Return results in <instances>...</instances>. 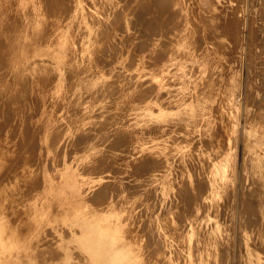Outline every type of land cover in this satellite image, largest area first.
Instances as JSON below:
<instances>
[{
    "label": "rangeland",
    "instance_id": "374dc122",
    "mask_svg": "<svg viewBox=\"0 0 264 264\" xmlns=\"http://www.w3.org/2000/svg\"><path fill=\"white\" fill-rule=\"evenodd\" d=\"M54 1L0 0V264H264V0Z\"/></svg>",
    "mask_w": 264,
    "mask_h": 264
},
{
    "label": "bare ground",
    "instance_id": "6f19581e",
    "mask_svg": "<svg viewBox=\"0 0 264 264\" xmlns=\"http://www.w3.org/2000/svg\"><path fill=\"white\" fill-rule=\"evenodd\" d=\"M47 1H48V0H47ZM53 1H54V0H53ZM56 1H58V0H56ZM98 1H99V0H98ZM157 1H158V0H157ZM159 1L161 2L162 0H159ZM163 1H166V0H163ZM167 1H168V0H167ZM186 1H187V0H186ZM197 1H198V0H197ZM220 1H221V0H217V2H220ZM232 1H233V0H232ZM238 1H239V0H238ZM11 2H12V1H11ZM44 2H46V1H44ZM54 2H55V1H54ZM127 2H128V1H127ZM149 2H150V1H149ZM160 2H159V3H160ZM168 2H169V1H168ZM180 2H182V1H180ZM226 2H227V1H226ZM240 2H241V4H242V1H240ZM47 3H49V2H46V4H47ZM57 3H58V2H57ZM57 3H56L55 5H57ZM141 3H142V2H141ZM143 3H144V2H143ZM152 3H153V2H152ZM163 3H164V2H163ZM163 3H162V5H163ZM165 3H166V2H165ZM165 3H164V4H165ZM169 3H170V2H169ZM236 3H237V2H236ZM247 3H248V2H247ZM3 4H4V3H3ZM59 4H60V3H59ZM62 4H63V3H62ZM62 4H60V5H62ZM145 4H146V3H145ZM147 4H148V3H147ZM154 4H155V2H154ZM224 4H225V3H224ZM14 5H15V4H14ZM60 5H59V6H60ZM141 5H142V4H141ZM143 5H144V4H143ZM155 5H157V4H155ZM168 5L170 6L171 4H168ZM168 5H166V6H168ZM237 5H238V3H237ZM239 5H240V4H239ZM48 6H49V5H48ZM71 6H72V5H71ZM146 6H148V5H146ZM149 6L152 7L151 4H150ZM204 6H205V5H204ZM221 6H222V5H221ZM225 6H226V5H225ZM50 7H51V6H50ZM60 7H61V6H60ZM60 7H58V8H60ZM125 7H126V6H125ZM134 7H135V6H134ZM160 7H163V6L160 5ZM160 7H159V8H160ZM182 7H183V6H182ZM205 7H206V6H205ZM243 7H244V6H242V8H243ZM51 8H52V7H51ZM157 8H158V7H157ZM159 8H158V10H159ZM170 8H171V7H170ZM223 8H224V6L220 7L219 10H221V9H223ZM242 8H241V9H242ZM48 9H49V8H48ZM52 9H53V8H52ZM52 9H50V12H51ZM56 9H57V8H55L54 10H56ZM63 9H64V8H63ZM107 9H108V8H107ZM123 9H125V8H123ZM132 9H133V8H132ZM145 9H146V8H145ZM160 9H161V8H160ZM176 9H177V8H176ZM201 9H202V8H201ZM205 9H206V8H205ZM225 9H226V8H225ZM28 10H29V8H28ZM44 10H45V9H44ZM54 10H52V12H53ZM58 10H60V9H58ZM65 10H67V9H65ZM99 10H100V9H99ZM158 10H157V12H159ZM165 10H166V9H165ZM165 10H163V8H162V11H160L159 14H161V12H164ZM167 10H168V9H167ZM192 10H193V9H192ZM231 10H232V9H231ZM244 10H245V8H244ZM67 11H68V10H67ZM130 11H131V10H130ZM154 11H155V10H154ZM173 11H175V10L173 9ZM177 11H178V10H177ZM207 11H208V10H206V12H207ZM63 12H64V11H63ZM119 12H120V11H119ZM132 12H133V11H132ZM137 12H138V10H137ZM140 12H142V11H140ZM169 12H170V11H169ZM171 12H172V11H171ZM191 12H192V11H191ZM230 12H231V11H230ZM53 13H54V12H53ZM116 13H117V12H116ZM174 13L177 15L176 12H174ZM189 13H190V12H189ZM223 13H224V12H223ZM231 13L233 14V12H231ZM49 14H50V13H49ZM54 14H55V13H54ZM57 14H58V12H57ZM91 14H92V13H91ZM102 14H103V13H102ZM141 14H144V13H141ZM157 14H158V13H157ZM157 14H156V15H157ZM168 14H169V13H168ZM179 14H180V13H179ZM6 15H8V14H6ZM50 15H51V14H50ZM58 15H60V14H58ZM61 15H62V14H61ZM61 15H60V16H61ZM65 15H66V14H65ZM118 15H119V13H118ZM118 15H116V16H118ZM172 15H173V14H172ZM242 15H243V14H242ZM8 16H9V15H8ZM52 16H53V15H52ZM60 16H59V17H60ZM149 16L151 17V15H149ZM149 16H148V17H149ZM153 16H154V15H153ZM159 16H160V15H159ZM159 16H158V18H161V16H162V18H163V13L161 14L160 17H159ZM167 16L169 17V15H167ZM173 16H174V15H173ZM195 16H196V15H195ZM232 16H233V15H232ZM64 17H65V16H64ZM64 17H63V20H64ZM114 17H115V16H114ZM118 17H120V16H118ZM136 17H137V16H136ZM136 17H135V19H137ZM142 17H144V15H142ZM145 17H147V15H146ZM168 17H166V18H167V20H168V25H169V21L171 20V17H172V16H170V20L168 19ZM175 17H176V16H175ZM175 17H173V18H175ZM177 17H178V16H177ZM204 17H205V16H204ZM204 17H203V18H204ZM238 17H239V16H238ZM17 18H18V17H17ZM65 18H66V17H65ZM158 18H157V19H158ZM182 18H183V17H182ZM191 18H192V17H191ZM207 18H208V16H207ZM230 18H231V17H230ZM8 19H9V18H8ZM56 19H57V18H56ZM139 19H140V18H139ZM143 19H144V18H143ZM146 19H147V18H146ZM148 19H149V18H148ZM204 19H205V18H204ZM223 19H224V18H223ZM232 19H234V17H233ZM235 19H236V18H235ZM235 19H234V20H235ZM238 19H239V18H238ZM48 20H49V18H48ZM115 20H116V19H115ZM118 20H119V19H118ZM132 20H133V18H132ZM137 20H138V19H137ZM163 20L165 21V19H163ZM172 20L175 21V19H172ZM172 20L170 21V24H171ZM182 20H183V19H182ZM6 21H7V20H6ZM14 21H15V20H14ZM14 21H13V23H14ZM17 21H18V20H17ZM144 21H145V20H144ZM149 21H150V20H149ZM149 21H147V22H149ZM152 21H153V19H152ZM158 21L161 22L160 19H159ZM174 21H173V24H171L172 26L175 24ZM191 21H193V20H191ZM227 21H228V20H227ZM242 21H243V20H242ZM61 22H62V21H61ZM111 22H113V21H111ZM131 22H133V21H131ZM135 22H136V21H135ZM140 22H141V21H140ZM145 22H146V21H145ZM145 22H144V23H145ZM150 22H151V21H150ZM166 22H167V21H166ZM181 22H182V21H181ZM10 23H11V22H10ZM49 23H50V21H49ZM137 23H138V22H137ZM137 23H136V24H137ZM155 23H156V22H155ZM161 23H162V22H161ZM178 23H179V22H178ZM238 23H239V22H238ZM245 23H246V22H245ZM19 24H20V20H19ZM123 24H124V23H123ZM123 24H121V25L124 26ZM131 24H132V23H131ZM133 24H134V23H133ZM152 24H153V22H152ZM163 24H164V23H162V26H163ZM216 24H217V22H216ZM6 25H7V24H6ZM47 25H49V24L47 23ZM113 25H114V24H113ZM145 25H147V24H145ZM160 25H161V24H160ZM165 25H166V23H165ZM168 25H167L166 28H168ZM175 25L177 26V20H176V24H175ZM175 25H174V28H176ZM182 25H183V24H182ZM182 25H180V26H182ZM214 25H215V24H214ZM227 25H228V24H227ZM4 26H5V24H4ZM10 26H11V25H10ZM135 26H136V25H135ZM156 26H158V22H157V25H156ZM156 26H155V27H156ZM162 26H161V27H162ZM229 26H232V25H229ZM229 26H228V28H229ZM118 27H120V26H118ZM133 27H134V26H133ZM141 27H143V26H141ZM145 27H147V26H145ZM150 27H151V25H150ZM159 27H160V26H159ZM159 27H157V29H158ZM164 27H165V26H164ZM164 27H163V28H164ZM183 27H184V26H183ZM3 28H4V27H3ZM7 28H8V27H7ZM9 28L12 29L11 27H9ZM122 28H123V27H122ZM143 28H144V27H143ZM169 28H171L170 25H169ZM4 29H6V28H4ZM10 29H8V31H10ZM133 29H134V28H133ZM139 29H140V28H139ZM145 29H146V28H145ZM149 29H150V28H149ZM157 29H155V30H157ZM164 29H165V28H164ZM103 30H104V29H103ZM121 30H122V29H121ZM143 30H144V29H143ZM155 30H154V31H155ZM158 30H159V29H158ZM158 30H157V31H158ZM166 30H167L166 32L168 33V31L170 32L171 29H170V30H169V29H166ZM175 30H176V29H175ZM196 30H197V29H196ZM236 30H237V29H236ZM3 31H4V30H3ZM3 31H2V32H3ZM6 31H7V30H6ZM46 31H47V30H46ZM141 31H142V30H141ZM151 31H153V30L151 29ZM179 31H180V30H179ZM194 31H195V28H194ZM226 31H227V30H226ZM230 31L233 32L232 30H230ZM99 32H100V31H99ZM155 32H156V31H155ZM155 32H154V33H155ZM162 32H163V29H162ZM166 32H163V34L166 33ZM195 32H196V31H195ZM199 32H200V31H199ZM214 32H215V31H214ZM239 32L241 33L242 31L240 30ZM239 32H238V33H239ZM145 33H146V32H145ZM152 33H153V32H152ZM158 33H159V31H158ZM167 33H166V36H164V38H170V35L168 34V35H169V37H168V36H167ZM190 33H191V32H190ZM208 33H209V32H208ZM46 34H48V33L46 32ZM170 34H171V33H170ZM2 35H3V33H2ZM119 35H120V34H119ZM148 35H149V34H148ZM164 35H165V34H164ZM207 35H208V34H207ZM209 35H210V34H209ZM228 35H229V34H228ZM234 35H235V34H234ZM103 36H104V33H103ZM137 36H138V35H137ZM139 36H142V37H143V32H142V35L140 34ZM176 36H177V35H176ZM181 36H182V35H181ZM193 36H194V35H193ZM217 36H218V35H217ZM239 36H240V34H239ZM194 37H195V36H194ZM210 37L213 38L212 36H210ZM210 37H209V38H210ZM229 37H231V36L229 35ZM232 37H233V36H232ZM113 38H114V37H113ZM143 38H144V37H143ZM145 38H147V40H148V37H145ZM188 38H189V37H188ZM233 38H234V37H233ZM2 39H4V38H2ZM99 39H100V38H99ZM191 39H192V37H191ZM235 39H236V38H235ZM111 40H112V39H111ZM124 40H125V39H124ZM143 40H145V39H143ZM147 40H146V42H147ZM168 40H169V39H168ZM172 40H173V39H172ZM231 40H232V38H231ZM237 40H238V41H237ZM141 41H142V40H141ZM161 41H162V40H161ZM193 41H194V40H193ZM196 41H197V40H196ZM143 42H144V41H143ZM146 42H144V43H146ZM164 42H165V41H164ZM167 42H168V41H167ZM167 42H165V43H167ZM170 42H171V41H170ZM170 42H169V44H170ZM174 42H175V41H174ZM229 42H232V43H233L234 41H229ZM235 42H239V43H240V41H239V37H238V39H236ZM106 43H107V42H106ZM109 43H110V42H109ZM111 43H112V42H111ZM162 43H163V42H162ZM193 43H194V42H193ZM217 43H218V42H216V45H217ZM112 44H113V43H112ZM114 44H115V43H114ZM114 44H113V45H114ZM136 44L138 45V43H136ZM229 44H230V43H229ZM235 44H236V43H235ZM0 45H1V43H0ZM3 45H4V44H3ZM110 45H111V44H110ZM115 45H117V44H115ZM145 45H147V44H145ZM161 45H162V44H161ZM166 45H167V44H166ZM220 45H221V44H220ZM233 45H234V43L232 44V46H233ZM239 45H240V44H239ZM105 46H106V44H105ZM140 46H141V45H140ZM143 46H144V45H143ZM164 46H165V45H164ZM199 46H200V45H199ZM230 46H231V44H230ZM237 46H238V45H237ZM117 47H118V46H117ZM117 47H115V49H116ZM138 47H139V46H138ZM145 47H146V46H144V48H145ZM167 47H169V46H167ZM233 47L235 48L236 45L233 46ZM233 47H232V48H233ZM241 47H242V46H241ZM243 47H244V46H243ZM2 48H3V47H2ZM106 48H107V47H106ZM113 48H114V47H113ZM113 48H112V49H113ZM141 48H142V47H141ZM163 48H164V47H163ZM229 48L231 49V47H229ZM234 48H233V49H234ZM136 49H137V48H135V50H136ZM145 49H146V48H145ZM203 49H204V48H203ZM219 49H220V48H219ZM239 49H240V48H239ZM103 50L106 51V49H103ZM103 50H102V51H103ZM113 50H114V49H113ZM198 50H199V49H198ZM108 51H109V50H108ZM157 51H158V50H157ZM160 51H161V49H160ZM230 51H231V50H230ZM234 51H235V50H233V52H234ZM237 51H238V49H237L235 52H237ZM124 52H125V51H124ZM137 52H138V50H137ZM168 52H169V51H168ZM202 52H203V51H202ZM233 52L231 51V52H229V53H232V54H233ZM106 53H107V52H106ZM110 53H111V52H110ZM112 53H113V52H112ZM130 53H131V52H130ZM162 53H163V52H162ZM162 53H161V54H162ZM219 53H220V52H219ZM101 54H103V52H102ZM131 54H132V53H131ZM159 54H160V53H159ZM232 54H231V56L234 55V54H233V55H232ZM106 55H107V54H106ZM106 55H105V56H106ZM112 55H113V54H112ZM114 55H115V54H114ZM133 55H134V54H133ZM155 55L157 56V54H155ZM0 56H2V55H0ZM98 56H99V55H98ZM107 56H108V55H107ZM134 56H135V55H134ZM100 57H101V55H100ZM108 57H109V56H108ZM130 57H131V56H130ZM135 57H136V56H135ZM135 57H134V58H135ZM158 57H159V55H158ZM158 57H156V58H158ZM233 57H235V55H234ZM233 57H232V59H233ZM236 57H237V55H236ZM0 58H1V57H0ZM131 58H133V56H132ZM156 58H154V59H156ZM162 58H163V57H162ZM102 59H103V57H102ZM230 59H231V58H230ZM232 59H231V60H232ZM39 60H40V59H39ZM98 60H99V59H98ZM131 60H132V59H131ZM134 60H135V59H134ZM231 60H229V62H231ZM100 61H101V60H100ZM155 61H156V60H155ZM158 61H159V60H158ZM1 62H2V61H1ZM98 62H99V61H98ZM107 62L109 63V61H107ZM110 62H111V61H110ZM112 62H113V61H112ZM128 62L130 63V61H128ZM128 62H127V63H128ZM134 62H135V61H134ZM229 62H228V63H229ZM235 62H236V61H235ZM237 62H238V61H237ZM101 63H102V62H101ZM131 63H132V62H131ZM105 64H106V63H105ZM149 64H150V63H149ZM238 64H239V63H238ZM108 65H109V64H108ZM126 65H127V64H126ZM132 65H133V64H132ZM134 65H135V64H134ZM146 65H147V64H146ZM39 66H40V65H39ZM104 66H105V65H104ZM127 66H128V65H127ZM148 66H149V65H148ZM40 67H41V66H40ZM105 67H106V66H105ZM146 67H147V66H146ZM215 67H216V66H215ZM223 67H224V66H223ZM42 68H43V67H42ZM67 68H68V67H67ZM128 68H129V67H128ZM40 69H41V68H40ZM48 69H49V68H48ZM70 69H71V68H70ZM195 69H196V68H195ZM215 69H216V68H215ZM66 70H67V69H66ZM77 70H78V69H77ZM107 70H108V69H107ZM107 70H106V71H107ZM220 70H221V69H220ZM125 71H126V70H125ZM196 71H197V70H196ZM42 72H43V71H42ZM55 72H56V71H55ZM122 72H123V71H122ZM21 73H22V72H21ZM21 73H20V75H21ZM68 73H69V71H68ZM68 73H67V74H68ZM77 73H78V72H77ZM222 73H223V72H222ZM222 73H221V74H222ZM53 74H54V73H53ZM134 74H135V73H134ZM145 74H146V73H145ZM214 74H215V73H214ZM88 75H89V74H88ZM128 75H129V74H128ZM141 75H142V74H141ZM24 76H25V75H24ZM120 76H121V75H120ZM192 76H193V75H192ZM51 77H52V76H51ZM54 77H55V76H54ZM116 77H117V76H116ZM214 77H215V76H214ZM21 78H22V77H21ZM25 78H26V77H25ZM208 78H209V76H208ZM19 79H20V77H19ZM40 79H41V78H40ZM69 79H71V78H69ZM197 79H198V78H197ZM22 80H23V79H22ZM42 80H43V79H42ZM24 81H25V80H24ZM24 81H22V82H24ZM45 81H46V80H45ZM115 81H116V80H115ZM145 81H146V80H145ZM50 82H51V81H49V83H50ZM68 82H69V81H68ZM112 82H113V81H112ZM112 82H111V83H112ZM117 82H118V80H117ZM134 82H135V81H134ZM217 82H218V81H217ZM154 83H155V82H154ZM198 83H199V82H198ZM205 83H206V82H205ZM22 84H23V83H22ZM108 84H109V82H108ZM116 84H117V83H116ZM24 85H25V84H24ZM26 85H27V83H26ZM28 85H29V84H28ZM106 85H107V84H106ZM195 85H196V84H195ZM116 86H117V85H116ZM116 86H115V87H116ZM193 86H194V85H193ZM23 87H24V86H23ZM26 87H27V86H26ZM117 87H118V86H117ZM219 87H220V86H219ZM146 88H147V87H146ZM148 88H149V87H148ZM148 88H147V89H148ZM195 88L199 89L198 87H195ZM24 89H25V88H24ZM27 89H28V88H27ZM153 89H154V88H153ZM154 90H155V89H154ZM193 90H194V89H193ZM195 91H196V90H195ZM25 92H26V91H24V93H25ZM149 92H150V91H149ZM196 92H197V93H196L195 97L197 96L198 92H200V91L197 90ZM29 93H30V92H29ZM93 93H94V92H93ZM116 93H117V92H116ZM116 93H114V94H116ZM161 94H162V93H161ZM253 94H254V93H253ZM22 95H23V94H22ZM24 95H25V94H24ZM24 95H23V96H24ZM26 95H27V94H26ZM92 95H93V94H92ZM145 95H146V94H145ZM147 95H148V93H147ZM162 95H163V94H162ZM27 96H28V95H27ZM100 96H101V94H100ZM119 96H120V95H119ZM24 97H25V96H24ZM87 97H88V96H87ZM143 97H144V96H142V98H143ZM161 97H162V96H160V98H161ZM213 97H214V96H213ZM139 98H140V97H139ZM197 98H198V97H197ZM8 99H9V98H8ZM30 100H31V99H30ZM136 100H138V99H136ZM8 101H10V100H8ZM1 102H2V101H1ZM217 102H218V101H217ZM33 103H34V102H33ZM36 103H37V105H38L39 102H36ZM1 104H2V103H1ZM6 104H7V103H6ZM8 104H9V103H8ZM8 107H9V106H8ZM171 107H173V106H171ZM6 108H7V107H6ZM6 108H5V109H6ZM34 108H35V107H34ZM38 108H39V107H38ZM58 109H60V107H59ZM119 109H120V108H119ZM9 110H10V109H9ZM38 110H39V109H38ZM225 110H226V109H225ZM104 111H105V110H104ZM6 112H7V110H6ZM31 112H32V111H31ZM119 112H120V110H119ZM8 113H9V112H8ZM220 113H221V112H220ZM4 114H6V113H4ZM96 114H97V113H96ZM6 115H7V114H6ZM6 115H5V116H6ZM11 115H12V114H11ZM29 115H30V114H29ZM98 115H99V114H98ZM111 115H112V114H111ZM111 115H109V117L107 116V117H108L107 119H109V118L111 117ZM13 116H14V115H13ZM33 116H35V115H33ZM96 116H97V115H96ZM215 116H216V115H215ZM10 117H12V116H10ZM4 118H5V117H4ZM8 118H9V117H8ZM26 118H27V117H26ZM110 119H111V118H110ZM5 120H6V119H5ZM92 122H93V121H92ZM8 123H9V122H8ZM6 124H7V123H6ZM105 124H106V123H105ZM0 125H1V123H0ZM61 125H62V124H61ZM3 126H4V122H3ZM32 126H33V125H32ZM32 126H29V127H32ZM4 127H5V126H4ZM37 127H38V126H37ZM57 127H58V126H57ZM156 127H157V126H156ZM6 128H7V127H6ZM26 128H27V127H26ZM64 128H65V127H64ZM160 128H161V127H160ZM177 128H178V127H177ZM177 128H176V130H177ZM181 128H182V127H181ZM181 128H180V129H181ZM183 128H184V127H183ZM217 128H218V127H217ZM36 129H38V128H36ZM24 130H25V129H24ZM92 130H93V129H92ZM184 130H185V129H184ZM30 131H31V130H30ZM30 131H29V133H30ZM174 131H175V130H174ZM178 131H179V130H178ZM180 131H181V130H180ZM218 131H219V129H218ZM221 131H222V130H221ZM1 132H3V130H2ZM12 132H14V130H12ZM15 132H16V131H15ZM26 132H28V130H27ZM39 132H40V131H39ZM62 132H63V130H62ZM167 132H168V131H167ZM34 133H35V131H34ZM37 133H38V132H37ZM37 133H36V135H37ZM58 133H59V132H58ZM221 133H222V132H221ZM15 134H16V133H15ZM60 134H61V132H60ZM89 134H90V133H89ZM126 134H127V133H126ZM213 134H214V133H213ZM217 134H218V133H217ZM36 135H35V136H36ZM61 135H62V134H61ZM214 135H215V134H214ZM221 135H222V134H221ZM221 135H220V136H221ZM54 136H55V135H54ZM56 136H57V134H56ZM78 136H79V135H78ZM87 136H88V135H87ZM196 136H197V135H196ZM218 136H219V135H218ZM119 137H120V136H119ZM119 137H118V138H119ZM122 137H123V136H122ZM223 137H224V136H223ZM225 137H226V136H225ZM28 138H29V137H28ZM35 138H36V137H35ZM79 138H80V137H79ZM90 138H91V137H90ZM116 138H117V137H116ZM120 138H121V137H120ZM183 138H184V137H183ZM188 138H189V137H188ZM50 139H51V138H50ZM81 139H83V138H81ZM215 139H216V138H215ZM75 140H76V139H75ZM75 140H74V141H75ZM79 140H80V139H79ZM187 140H188V139H187ZM207 140H208V139H207ZM25 141H26V139H25ZM52 141H53V140H52ZM84 141H85V140H84ZM115 141H117V140H115ZM115 141H114V142H115ZM125 141H126V139H125ZM174 141H175V140H174ZM214 141H216V140H214ZM50 142H51V141H50ZM53 142H54V141H53ZM80 142H81V141H80ZM208 142H209V141H208ZM25 143H26V142H25ZM27 143H28V142H27ZM31 143H32V142H31ZM37 143H38V142H37ZM68 143H69V142H68ZM75 143H76V142H75ZM204 143H206V142H204ZM79 144H80V143H79ZM110 144H112V143H110ZM207 144H209V143H207ZM32 145H33V143H32ZM34 145H36V144H34ZM53 145H54V144H53ZM62 145H63V144H62ZM76 145H77V144H76ZM114 145L117 146V143L114 144ZM202 145H203V144H202ZM19 146H20V145H19ZM23 146H24V145H23ZM29 146H31V145H29ZM29 146H28V147H29ZM77 146H78V145H77ZM196 146H197V145H196ZM222 146H223V145H222ZM36 147H37V145H36ZM61 147H62V146H61ZM82 147H83V146H82ZM106 147L108 148V144L106 145ZM118 147H119V146H118ZM203 147H204V146H203ZM30 148H31V147H30ZM30 148H28V149H30ZM32 148H34V147H32ZM112 148H113V147H112ZM192 148H193V147H192ZM223 148H224V147H223ZM223 148H222V149H223ZM17 149H18V148H17ZM17 149H16V150H17ZM60 150H61V149H60ZM70 150H71V148H70ZM76 150H77V149H76ZM107 150H108V149H107ZM111 150H112V149H111ZM111 150H110V151H111ZM126 150H127V149H126ZM126 150H125V151H126ZM18 151H19V150H18ZM20 151H21V150H20ZM27 151H28V150H27ZM27 151H26V152H27ZM30 151H31V150H29L28 153H29ZM34 151H35V148H34ZM71 151H73V150H71ZM80 151H81V150H80ZM24 152H25V151H24ZM26 152H25V154H26ZM43 152H45V151H43ZM59 153H60V152H59ZM17 154H18V152H17ZM23 154H24V153H23ZM69 154H70V153H69ZM188 154H189V153H188ZM194 154H195V153H194ZM15 155H16V154H15ZM32 155H34V154H32ZM32 155H31V157H32ZM192 155H193V154H192ZM23 156H24V155H23ZM44 156H45V155H44ZM59 156H60V155H59ZM14 157H15V156H14ZM67 157H68V156H67ZM99 157H100V156H99ZM99 157H98V158H99ZM148 157H149V156H148ZM171 157H172V156H171ZM16 158H17V157H16ZM20 158H23V157H20ZM33 158H36V157L34 156ZM104 158H105V157H104ZM144 158H145V157H144ZM160 158H161V157H160ZM191 158H192V157H191ZM14 159H15V158H14ZM27 159H28V158H27ZM49 159H50V158H49ZM68 159H69V158H68ZM146 159H147V158H146ZM155 159H156V158H155ZM158 159H159V158H158ZM195 159H196V158H195ZM21 160H22V159L18 160V164H19V161L21 162ZM30 160H31V159H30ZM32 160H33V159H32ZM106 160H107V159H106ZM149 160H150V159H149ZM160 160H161V159H160ZM60 161H61V159H60ZM97 161H98V159H97ZM140 161H141V160H140ZM156 161H157V160H156ZM49 162H50V161H49ZM176 162H177V161H176ZM11 163H12V162H11ZM29 163H30V162H29ZM34 163H35V161H34ZM39 163H40V162H39ZM58 163H60V162H58ZM142 163H143V162H142ZM164 163H165V161H164ZM164 163H163V164H164ZM193 163H194V162H193ZM205 163H206V162H205ZM246 163H247V162H246ZM9 164H10V163H9ZM9 164H8V165H9ZM15 164H16V162H15ZM24 164H25V163H24ZM50 164H51V163H50ZM138 164H139V163H138ZM155 164H157V163L155 162ZM155 164H154V165H155ZM194 164H195V163H194ZM194 164H193V166L196 165V164H195V165H194ZM209 164H210V163H209ZM13 165H14V164H13ZM32 165H33V164H32ZM59 165H60V164H59ZM97 165H98V164H97ZM100 165H101V164H100ZM141 165H143V164H141ZM146 165H148V164H146ZM178 165H179V164H178ZM241 165H242V164H241ZM246 165H247V164H246ZM48 166H49V165H48ZM109 166H110V165H109ZM151 166H152V165H151ZM155 166H157V165H155ZM161 166L163 167V165H161ZM179 166H180V165H179ZM191 166H192V164H191ZM191 166H190V167H191ZM7 167H8V166H7ZM16 167H17V166H16ZM49 167H50V166H49ZM106 167H108V166H106ZM10 168H12V167H10ZM13 168H15V167L13 166ZM17 168H19V167H17ZM31 168H32V167H31ZM51 168H52V167H51ZM88 168H89V167H88ZM90 168H91V166H90ZM145 168H147V167H145ZM153 168H154V166H153ZM153 168H152V169H153ZM191 168H192V167H191ZM197 168H199V166H198ZM8 169H9V168H8ZM49 169H50V168H49ZM53 169H54V168H53ZM97 169H98V168H97ZM101 169H102V168H101ZM195 169H196V168H195ZM199 169H200V168H199ZM203 169H204V168H203ZM99 170H100V167H99ZM205 170H206V169H205ZM10 171L15 172L13 169L10 170ZM18 171H19V170H18ZM40 171H41V170H40ZM117 171H119V170H117ZM150 171H151V169H150ZM152 171H154V170H152ZM159 171H160V170H159ZM178 171H179V170H178ZM183 171H184V170H183ZM195 171H196V170H195ZM203 171H204V170H203ZM91 172H92V170H91ZM112 172H113V171H112ZM134 172H135V171H134ZM143 172H145V171H143ZM148 172H149V170H148ZM148 172H147V173H148ZM199 172H200V171H199ZM201 172H202V171H201ZM3 173H4V172H3ZM3 173H2V174H3ZM32 173H33V172H32ZM39 173H40V172H39ZM39 173H38V174H39ZM84 173H85V172H84ZM141 173H142V172H141ZM145 173H146V172H145ZM195 173H196V172H195ZM8 174H9V172H8ZM8 174H7V175H8ZM14 174H15V173H14ZM0 175H1V174H0ZM7 175H6V176H7ZM17 175H18V173H17ZM157 175H158V174H157ZM193 175H194V174H193ZM179 176H180V175H179ZM241 176H242V175H241ZM4 177H5V176H4ZM9 177H10V175H9ZM35 177H36V176H35ZM126 177L128 178V176H126ZM126 177H125V178H126ZM137 177H138V176H137ZM143 177H144V176H143ZM177 177H178V176H177ZM1 178H2V177H1ZM7 178H8V176H7ZM30 178H31V177H30ZM36 178H38V177H36ZM144 178H145V177H144ZM10 179H11V178H10ZM12 179H13V178H12ZM12 179H11V180H12ZM133 179H134V178H133ZM202 179H203V178H202ZM202 179H201V182H202ZM7 180H8V179H7ZM21 180H22V179H21ZM24 180H25V179H24ZM24 180H23V182L26 183L27 181H24ZM26 180H27V179H26ZM34 180H35V178H34ZM39 180H40V178H39ZM174 180H175V179H174ZM203 180H204V179H203ZM241 180H242V179H241ZM1 181H2V180H1ZM4 181H5V180H4ZM29 181H30V180H28V182H29ZM187 181H188V180H187ZM199 181H200V178H199ZM18 182H19V181H18ZM40 182H41V181H40ZM40 182H39V183H40ZM111 182H112V181H111ZM132 182H133V181H132ZM197 182H198V181H197ZM201 182H200V183H201ZM1 183H2V182H1ZM6 183L8 184V182H6ZM20 183H21V182H20ZM25 183H23V185H24ZM106 183H107V182H106ZM109 183H110V182H109ZM116 183H117V182H116ZM136 183H137V182H136ZM185 183H187V182L185 181ZM18 184H19V183H18ZM31 184H33V183L31 182ZM31 184H29V185H31ZM104 184H105V183H104ZM106 185H107V184H106ZM136 185H138V184H136ZM187 185H188V184H187ZM201 185H204V186H205V185H207V184H202V183H201ZM247 185H248V184H247ZM24 186H25V185H24ZM33 186H34V185H33ZM102 186H103V184H102ZM116 186H118V185H115V187H116ZM130 186H131V185H130ZM140 186H142V184H141ZM185 186H186V185H185ZM17 187H18V186H17ZM22 187H23V186H22ZM27 187H29V186L27 185ZM189 187L191 188V186H189ZM189 187L187 186V189H188V190H189ZM195 187H196V186H195ZM198 187L200 188V186H198ZM201 187H202V186H201ZM247 187H248V186H247ZM18 188H19V187H18ZM18 188H17V189H18ZM25 188H26V187H25ZM30 188H31V187H30ZM192 188H193L192 190H195L194 187H192ZM251 188H252V187H251ZM17 189H16V190H17ZM23 189H24V188H23ZM27 189H28V188H27ZM32 189H33V188H32ZM36 189H37V188H36ZM203 189H204V187H203ZM247 189H248V188H247ZM253 189H254V188H253ZM11 190H12V189H11ZM102 190H103V189H102ZM130 190H131V189H130ZM132 190H133V189H132ZM139 190H140V189H139ZM192 190H190V191H192ZM248 190H249V189H248ZM251 190H252V189H251ZM17 191H18V190H17ZM23 191H24V190H23ZM30 191H31V190H30ZM32 191H33V190H32ZM99 191H100V190H99ZM147 191H148V190H147ZM180 191H181V190H180ZM190 191H189V192H187V191L185 192V191H184V194L187 193V198H188V194H189V193H193V191H192V192H190ZM198 191H201V190L199 189ZM203 191H204V193H205V190H203ZM246 191H247V190H246ZM253 191H254V190H253ZM18 192H19V191H18ZM134 192H135V191H134ZM182 192H183V190H182ZM195 192H197V190H196ZM251 192H252V191H251ZM255 192H256V191H255ZM28 193H29V192H28ZM93 193H94V192H93ZM95 193H96V192H95ZM129 193H130V192H129ZM170 193H171V192H170ZM175 193H176V192H175ZM201 193H202V192H201ZM247 193H248V192H247ZM252 193H253V192H252ZM14 194H15V193H14ZM22 194H23V193H22ZM22 194H21V195H22ZM26 194H27V193H26ZM99 194H100V192H99ZM131 194H132V193H130V195H131ZM149 194H150V193H149ZM171 194H172V193H171ZM193 194H195V193H193ZM193 194H192V195H193ZM199 194H200V193H199ZM199 194H198V195H199ZM245 194H246V192H245ZM106 195H107V193H106ZM115 195H116V194H115ZM145 195H146V194H145ZM147 195H148V194H147ZM153 195H154V193H153ZM153 195H152V196H153ZM174 195H175V194H174ZM178 195H179V194H178ZM178 195H176V196H178ZM180 195L182 196V193H181ZM192 195L190 194L191 198H192ZM202 195H203V194H202ZM23 196L25 197V191H24V195H23ZM28 196H29V195H28ZM107 196H108V195H107ZM170 196H171V195H170ZM181 196H180V197H181ZM183 196H185V195H183ZM199 196L201 197V194H200ZM199 196H198V197H199ZM263 196H264V195H263ZM91 197H92V196H91ZM98 197H99V196H98ZM105 197H106V196H105ZM178 197H179V196H178ZM194 197H195V195H194ZM194 197H193V199H194ZM196 197H197V194H196ZM196 197H195V198H196ZM229 197H230V196H229ZM250 197H251V195H250ZM15 198H16V197H15ZM25 198H26V197H25ZM94 198H95V197H94ZM94 198H93V200H94ZM102 198H104V197H102ZM150 198H151V197H150ZM172 198H173V197H172ZM185 198H186V197H185ZM148 199H149V198H148ZM180 199H181V198H180ZM229 199H230V198H229ZM156 200H157V199H156ZM160 200H161V199H160ZM164 200H165V199H164ZM174 200H175V199H174ZM182 200H183V198H182ZM197 200H199V199L197 198ZM23 201H24V200H23ZM175 201H176V200H175ZM179 201H181V200H179ZM179 201H178V202H179ZM187 201H188V200H187ZM229 201H230V200H229ZM100 202H101V201H100ZM153 202H154V201H153ZM168 202H169V201H168ZM182 202H183V201H182ZM192 202H194V200H193ZM192 202H190V203H192ZM96 203H98V202H96ZM103 203H104V202H103ZM172 203H175V202L173 201ZM184 203H185V202H184ZM187 203H188V202H187ZM153 204H154V203H153ZM224 204H225V203H224ZM250 204H251V203H250ZM256 204H257V203H256ZM148 205H149V204H148ZM155 205H157V204H155ZM252 205H253V204H252ZM163 206H164V204H163ZM185 206H186V205H185ZM208 206H209V205H208ZM224 206H225V205H224ZM149 207H150V205H149ZM155 207H157V206H155ZM171 207H172V206H171ZM191 207H192V206H191ZM206 207H207V205H206ZM225 207H226V206H225ZM189 208H190V207H189ZM256 208H257V207H256ZM97 209H98V207H97ZM150 209H151V207H150ZM163 209H164V208H163ZM184 209H185V208H184ZM202 209H203V208H202ZM252 209H253V208H252ZM257 209H258V208H257ZM102 210H103V209H102ZM145 210H146V209H145ZM168 210H169V209H168ZM168 210H167V211H168ZM186 210L189 211L188 208H187ZM254 210H255V209H254ZM254 210H253V211H254ZM99 211H100V209H99ZM139 212H140V210H139ZM156 212H157V211H156ZM240 212H241V211H240ZM250 212H251V211H250ZM201 213H202V212H201ZM221 213H222V210H221ZM247 213H248V212H247ZM9 214H11V213H9ZM20 214H21V213H20ZM248 214H249V213H248ZM143 215H144V214H143ZM176 215H177V214H176ZM220 215H221V214H220ZM227 216H228V215H227ZM253 216H254V215H253ZM175 217H176V216H175ZM187 217H188V216H187ZM221 217H222V216H221ZM249 217H250V214H249ZM255 217H256V216H255ZM168 218H169V217H168ZM250 218H251V217H250ZM13 219H14V218H13ZM169 219H170V218H169ZM247 219H248V218H247ZM11 220H12V219H11ZM147 220H148V219H147ZM150 220H151V219H150ZM178 221H179V219H178ZM256 222H257V221H256ZM135 223H136V222H135ZM246 223H247V222H246ZM241 224H242V223H241ZM263 224H264V223H263ZM169 225H170V224H169ZM169 225H168V226H169ZM203 226H204V225H203ZM240 226H241V225H240ZM242 226H243V225H242ZM242 226H241V227H242ZM182 227H183V226H182ZM246 227H247V226H246ZM135 228H136V227H135ZM171 228H172V227H170V229H171ZM259 228H260V227H259ZM75 229H76V228H75ZM143 229H144V228H143ZM246 229H248V228H246ZM59 230H60V229H59ZM65 230H66V229H65ZM76 230H77V229H76ZM76 230H75V231H76ZM179 230H180V229H179ZM259 230H260V229H259ZM45 231H46V230H45ZM49 231H50V229H49ZM66 231H67V230H66ZM153 231H154V230H153ZM166 231H167V230H166ZM177 231H178V230H177ZM241 231H242V230H241ZM257 231H258V230H257ZM140 232H141V231H140ZM150 232L152 233V231H150ZM183 232H184V231H183ZM51 233H52V232H51ZM76 233H77V232H76ZM151 233L149 234V236L151 235ZM154 233H155V235H156V232H154ZM181 233H182V232H181ZM259 233H260V232H259ZM46 234H47V232H46ZM52 234H54V233H52ZM146 234H147V233H146ZM47 235H48V234H47ZM69 235H70V234H69ZM176 235H177V233H176ZM254 235H255V234H254ZM262 235L264 236V231H263V234H262ZM63 236H66V235H63ZM144 236H145V235H144ZM259 236H260V235H259ZM176 237H177V236H176ZM176 237H175V239H176ZM181 237H182V236H181ZM238 237H239V236H238ZM53 238H54V237H53ZM114 238H115V237H114ZM117 238H119V237H117ZM149 238H150V237H149ZM154 238H155V236H154ZM42 239H43V237H42ZM250 239H252V238H250ZM152 240H154V239H152ZM158 240H159V239H158ZM253 240H254V239H253ZM47 241H48V240H47ZM87 241L89 242L90 239L87 240ZM143 241H144V240H143ZM185 241H186V240H185ZM147 242H148V241H147ZM160 242H161V241H160ZM51 243H52V242H51ZM141 243H142V241H141ZM161 243H162V242H161ZM173 244H174V243H173ZM258 244H259V243H258ZM44 245H45V244H44ZM151 245H152V244H151ZM251 245H252V244H251ZM263 245H264V244H263ZM263 245H262V246H263ZM48 246H49V245H48ZM83 246H84V245H83ZM144 246H145V248H147L146 243H145ZM160 246H161V245H160ZM45 247H46V245H45ZM49 247H50V246H49ZM252 247H253V246H252ZM43 248H44V247H43ZM145 248H144V249H145ZM257 248L259 249V248H260V245H259V247H257ZM40 249H41V248H40ZM45 249H46V248H45ZM71 249H72V248H71ZM88 249H89V247H88ZM48 250H49V249H48ZM105 250H107V248H106ZM141 250H142V249H141ZM255 250H256V248H255ZM41 251L43 252V250H41ZM46 251H47V250H46ZM147 251H148V250H147ZM147 251H146V249H145V252H147ZM176 251H177V250H176ZM258 251H260L261 253H263V252H262V251H263L262 249H261V250H258ZM258 251H257V252H258ZM50 252H51V251L49 250V253H50ZM56 252H57V251H56ZM142 252H143V250H142ZM180 252H181V249H180ZM242 252H243V251H242ZM260 252H259V253H260ZM54 253H55V252H54ZM83 253H84V252H83ZM151 253H152V252H151ZM37 254H38V253H37ZM57 254H58V253H57ZM123 254H124V253H123ZM148 254H149V253H148ZM154 254H155V253H154ZM222 254H224V253H222ZM41 255H42V254H41ZM104 255H105V254H104ZM110 255H111V254H110ZM125 255H126V254H124V256H125ZM146 255H147V253H146ZM224 255H225V254H224ZM263 255H264V254H263ZM50 256H51V255H50ZM52 256H53V255H52ZM60 256H61V255H60ZM112 256H113V255H112ZM46 257H47V256H46ZM56 257H57V255H56ZM174 257H175V256H174ZM177 257H178V256H177ZM49 258H50V257H49ZM51 258H52V257H51ZM53 258H54V257H53ZM76 258H77V257H76ZM96 258H97V256H96ZM181 258H182V257H181ZM235 258H236V257H235ZM47 260H48V259H47ZM100 260H101V259H100ZM100 260H98V261H100ZM133 260H134V259H133ZM141 260H142V258H141ZM102 261H103V260H102ZM160 261H161V260H160ZM160 261H159V262H160ZM104 262H105V261H104ZM181 262H182V260H181ZM96 263H97V260H96ZM133 263H134V262H133ZM97 264H98V263H97ZM136 264H142V262L139 260V261L136 262Z\"/></svg>",
    "mask_w": 264,
    "mask_h": 264
}]
</instances>
